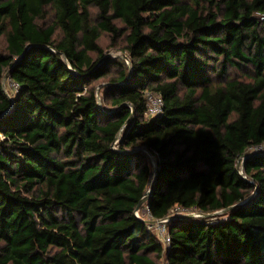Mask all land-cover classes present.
<instances>
[{"label":"trees","instance_id":"trees-1","mask_svg":"<svg viewBox=\"0 0 264 264\" xmlns=\"http://www.w3.org/2000/svg\"><path fill=\"white\" fill-rule=\"evenodd\" d=\"M261 16L264 0H0V264H264V154L244 158L264 145ZM173 207L229 210L170 220L165 246L135 212Z\"/></svg>","mask_w":264,"mask_h":264},{"label":"built area","instance_id":"built-area-1","mask_svg":"<svg viewBox=\"0 0 264 264\" xmlns=\"http://www.w3.org/2000/svg\"><path fill=\"white\" fill-rule=\"evenodd\" d=\"M260 20L264 21V16H261ZM10 83L13 84L14 91L17 92L18 86L12 81H10ZM144 99L147 118L153 119L162 113L163 100L158 93L147 90L144 92ZM258 154H264L263 144L250 147L244 155V158ZM240 173L242 174V172ZM146 208L144 215L140 214L138 211L135 212V215L146 223L148 230L153 232L165 246L170 242L167 229V224L170 220H173L177 216L184 215H191L194 216V218H198V216L191 214V211L188 210L190 208L173 207L169 210L167 216L160 219H153Z\"/></svg>","mask_w":264,"mask_h":264},{"label":"rangeland","instance_id":"rangeland-1","mask_svg":"<svg viewBox=\"0 0 264 264\" xmlns=\"http://www.w3.org/2000/svg\"><path fill=\"white\" fill-rule=\"evenodd\" d=\"M108 40L109 39H108L107 36H103V39L100 40V43L103 44L104 46H106L108 44ZM106 52H107L106 54H108L109 56L114 57V58H120V57L124 58L125 57V56L123 57V55L121 54V52L119 50L116 51L113 48L106 50ZM3 88H4V91L8 94L9 97H12L13 94L16 93L14 91L13 84L10 83V80L8 78L3 82ZM144 153L147 154V152L145 150H144ZM182 208H184V207H182ZM188 210L191 211V214H194V215L198 216V218H200V219H204V218L206 219L207 218V217L204 216L205 214H202L201 212H199L198 210H196L194 208H190ZM216 214L217 215L208 217L207 219H211V220H215V218L224 219L222 216H220L223 213L217 212ZM174 219H176V218H174ZM161 264H163V262Z\"/></svg>","mask_w":264,"mask_h":264},{"label":"water","instance_id":"water-1","mask_svg":"<svg viewBox=\"0 0 264 264\" xmlns=\"http://www.w3.org/2000/svg\"><path fill=\"white\" fill-rule=\"evenodd\" d=\"M8 78V73L7 74H5V76L3 77V82L6 80ZM4 89V88H3ZM149 193H150V190H148L147 191V194H146V196L139 202V204H138V206H137V209H139L140 208V206H142L147 200H148V197H149ZM243 204H245V203H243ZM227 210H229V209H227ZM227 210H225V211H227ZM225 211H221V212H219V213H223V212H225ZM214 215H217L216 213H212V214H205L204 216L205 217H211V216H214ZM176 218H194V216H191V215H184V216H177Z\"/></svg>","mask_w":264,"mask_h":264}]
</instances>
